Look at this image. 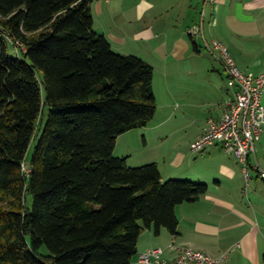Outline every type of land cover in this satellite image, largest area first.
Listing matches in <instances>:
<instances>
[{
	"label": "trees",
	"instance_id": "16d2710c",
	"mask_svg": "<svg viewBox=\"0 0 264 264\" xmlns=\"http://www.w3.org/2000/svg\"><path fill=\"white\" fill-rule=\"evenodd\" d=\"M94 1L0 0V264H133L208 192L114 154L156 115L155 69L94 29Z\"/></svg>",
	"mask_w": 264,
	"mask_h": 264
},
{
	"label": "crops",
	"instance_id": "0c3cea01",
	"mask_svg": "<svg viewBox=\"0 0 264 264\" xmlns=\"http://www.w3.org/2000/svg\"><path fill=\"white\" fill-rule=\"evenodd\" d=\"M117 2L95 0L93 13L96 5L99 15L107 13L114 21L115 8L119 9L127 18L122 22L123 27L133 24V17L139 23L140 30L135 32L134 40L146 43L166 62L171 58L181 69L189 58L195 60L187 64V74L192 78L188 97L183 98L179 106L181 110L176 118L179 126L169 124L175 118L173 111L158 118L157 108L156 115L146 126L118 136L114 154L129 162L141 135L144 149L140 160L143 164L156 162L165 180L183 174L187 178L182 179L209 186L208 192L199 199L177 206L178 234H172L166 228L159 234L152 229L142 232L133 264H145L139 261L140 254L154 247L163 248V257L168 260L175 259L181 248H193L212 256L225 254L221 264H264V178L256 168L258 165L264 170V130L256 143L255 154L249 159V180L243 165L222 146L216 144L201 152L193 150L196 139L206 131L209 121L222 117L225 104L235 98L236 89L228 86L221 62L220 65L198 60L206 58L203 52L208 51L202 38L191 36L189 31L194 25L203 23L206 38L225 44L240 69L255 75L264 73V0ZM125 27L119 28L120 33L115 29H104L101 33L106 35L113 48L115 44L124 46L128 42L123 32ZM194 41L198 44L197 50ZM262 101L264 104V91ZM184 118H192V126L200 119L202 125L193 130L191 127L187 144L171 142L174 135L183 131L189 133L183 124ZM136 137L137 142H134ZM185 169L189 172L185 173Z\"/></svg>",
	"mask_w": 264,
	"mask_h": 264
},
{
	"label": "built area",
	"instance_id": "2783aa9c",
	"mask_svg": "<svg viewBox=\"0 0 264 264\" xmlns=\"http://www.w3.org/2000/svg\"><path fill=\"white\" fill-rule=\"evenodd\" d=\"M189 31L191 36L202 38L206 50L223 64L228 86L236 89L235 98L225 104L222 117L209 121L206 131L196 139L193 150L201 152L216 144L222 146L243 165L249 180V159L255 154L256 143L264 130V73L255 75L240 69L225 44L206 38L203 23L194 25ZM256 168L264 178V170L258 165ZM163 255V248L154 247L141 253L139 261L145 264H221L226 258L225 254L212 256L193 248H181L173 260H168Z\"/></svg>",
	"mask_w": 264,
	"mask_h": 264
},
{
	"label": "rangeland",
	"instance_id": "374dc122",
	"mask_svg": "<svg viewBox=\"0 0 264 264\" xmlns=\"http://www.w3.org/2000/svg\"><path fill=\"white\" fill-rule=\"evenodd\" d=\"M114 2H117V0H114ZM118 4V2L116 3V5ZM117 7V6H116ZM114 16V21L113 19L110 18V16L105 13L104 15H99L96 5L94 7V17H95V22H94V29L101 33L103 32V30H111V29H115L117 32L120 33L119 28H124L122 25V22L127 20L126 16H124L123 14H121V12L119 11V9L115 8V12L113 13ZM133 19L131 23V25H127L125 27V30L123 31L125 35H127L128 38V42L126 45L124 46H119L117 44H115V51H117V53L120 54H134L137 55L145 60H147L148 62L152 63V65L155 67V76H154V91L156 93L157 96V104H158V113H157V117H162V115L168 113L169 111H173L174 113V117L173 120H171V122L169 124L175 126L177 124H179V121H177V117L180 114V104L183 103L182 99L185 97H188L187 94V90L188 88H190L189 84L191 82V75L187 74V68L189 67V65L187 66V64H190V62H194V58H189L186 63L183 64V68L181 67L178 68L177 66L174 65V63H172L171 58L169 59L168 62H166L161 55L158 52H153L146 43L142 42V41H136L134 40V35L136 31L140 30V26H138V22L134 21V17L131 18ZM130 36V37H129ZM197 39H200L199 37H196ZM10 52L14 53V48L12 46H10ZM204 54L207 55L206 58H200L198 59L199 61H206V62H218L220 65V61L219 59L216 58V56L214 54H212L211 52H203ZM213 58V59H212ZM211 60V61H210ZM217 64V63H216ZM187 66V67H186ZM204 77H207V74H204ZM183 124L188 127V131L189 133L183 131L179 134H176L173 136V138L171 139V142H175V141H180L181 143H183L184 145L187 144L189 142V137L191 135V127L192 130L194 127H197L198 125H202L201 120H197L199 122H195V124L192 126V122L193 119H182ZM179 126V125H177ZM139 137V136H138ZM135 138L134 142H137V138ZM181 139H180V138ZM139 143L137 144L136 147H134L135 151V155L132 157V159L130 158V161L127 162L128 165L130 167H138L141 165H144L142 160H140L142 157L141 153L143 152V138L140 135V138H138ZM153 142V141H151ZM153 145V144H152ZM189 148L190 145L188 146ZM151 148L148 149V151ZM32 150H33V146H32ZM31 150V151H32ZM27 164L25 165V169L27 170ZM189 169H185V173H188ZM183 174H180L178 176H173V179H182V178H187L186 176H182ZM186 175V174H185ZM262 180V179H261ZM263 182V180H262ZM29 205L31 206L32 204V198L29 196V201H28ZM44 252H47V250L44 248L43 249Z\"/></svg>",
	"mask_w": 264,
	"mask_h": 264
}]
</instances>
